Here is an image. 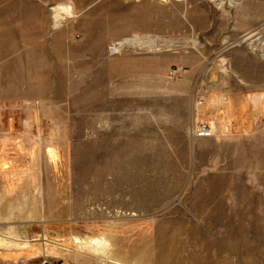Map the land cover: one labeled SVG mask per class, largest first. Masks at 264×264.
Segmentation results:
<instances>
[{
  "label": "rangeland",
  "instance_id": "obj_1",
  "mask_svg": "<svg viewBox=\"0 0 264 264\" xmlns=\"http://www.w3.org/2000/svg\"><path fill=\"white\" fill-rule=\"evenodd\" d=\"M260 96L264 0H0V264H264Z\"/></svg>",
  "mask_w": 264,
  "mask_h": 264
},
{
  "label": "crops",
  "instance_id": "obj_2",
  "mask_svg": "<svg viewBox=\"0 0 264 264\" xmlns=\"http://www.w3.org/2000/svg\"><path fill=\"white\" fill-rule=\"evenodd\" d=\"M258 100L256 101V104H255V107L257 108L256 109V112H258V116L260 117L261 116V122L263 123V129H264V99H263V96H260L257 98ZM241 101L237 100L236 101V104H233V105H222L221 107L226 109L227 111L224 113H222L221 110H223L221 107L220 109L217 108L218 106H214L215 110H216V114L219 113V116L220 118L222 117V121H225L227 123H230L232 124V119H233V116H235L236 114H239V117L241 115V108H242V103H240ZM219 111V112H217ZM218 125V123H216ZM228 125V124H227Z\"/></svg>",
  "mask_w": 264,
  "mask_h": 264
},
{
  "label": "built area",
  "instance_id": "obj_3",
  "mask_svg": "<svg viewBox=\"0 0 264 264\" xmlns=\"http://www.w3.org/2000/svg\"><path fill=\"white\" fill-rule=\"evenodd\" d=\"M191 135H193V137L195 138L205 139L207 137L213 136V130L210 126L206 125L201 120H197L195 122L193 130L191 131Z\"/></svg>",
  "mask_w": 264,
  "mask_h": 264
},
{
  "label": "bare ground",
  "instance_id": "obj_4",
  "mask_svg": "<svg viewBox=\"0 0 264 264\" xmlns=\"http://www.w3.org/2000/svg\"><path fill=\"white\" fill-rule=\"evenodd\" d=\"M59 10V9H58ZM60 11H57L56 12V16H55V19H56V22L57 21H60V20H62L61 19V17H60ZM125 45H127L128 47H131V46H135V45H141V43L139 42V40L138 39H136L135 41H133V40H131V41H128V42H126L125 43ZM152 46V45H151ZM117 47V48H116ZM122 47H124V45L123 44H120V43H117L115 46H113V48H112V50H120V48H122ZM259 49L261 48V47H258ZM114 52V51H113Z\"/></svg>",
  "mask_w": 264,
  "mask_h": 264
}]
</instances>
